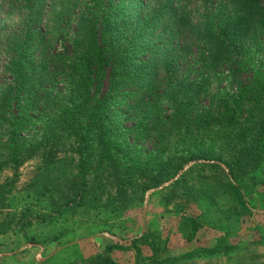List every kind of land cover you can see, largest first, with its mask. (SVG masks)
I'll return each mask as SVG.
<instances>
[{
    "label": "trees",
    "instance_id": "trees-1",
    "mask_svg": "<svg viewBox=\"0 0 264 264\" xmlns=\"http://www.w3.org/2000/svg\"><path fill=\"white\" fill-rule=\"evenodd\" d=\"M12 2L21 27L0 40L9 76L0 87V149L14 166L43 150L28 185L34 194L57 191L61 204L74 205L99 198V172L92 184L86 178L88 136L103 144L125 136L127 120L134 134L160 139L158 153L180 145L178 156L155 157L163 160L144 189L168 179L161 170L175 174L192 161L173 181L190 199L222 194L248 209L264 194V0ZM36 121L43 126L34 129ZM67 151L78 157L72 174ZM193 168L207 174L190 179ZM6 193L0 183V209ZM182 225L199 228L192 215ZM113 247L126 248L111 242L105 250ZM84 262L121 264L102 254Z\"/></svg>",
    "mask_w": 264,
    "mask_h": 264
},
{
    "label": "rangeland",
    "instance_id": "rangeland-1",
    "mask_svg": "<svg viewBox=\"0 0 264 264\" xmlns=\"http://www.w3.org/2000/svg\"><path fill=\"white\" fill-rule=\"evenodd\" d=\"M12 3L0 0L2 44L4 33L21 27L20 13ZM63 29L72 31L74 19H69ZM5 60L2 50L0 87L9 80L1 70ZM133 122H122L128 133L110 135L105 144L93 134L88 136L86 178L92 184L99 172L104 186L98 192L99 198L89 203L61 204L57 191L33 193L28 185L43 162L42 149L19 166L6 159L0 149V183L7 189L5 207L0 209V264H65L69 260L85 264V259L97 254L121 264H143L140 258L144 255L154 258V264H264V194L254 196L255 205L248 209L228 201L222 194L215 201L200 193L190 199L173 186V181L192 161L175 174L171 168L161 170L168 179L144 189L146 183L142 182L159 171L155 157L160 154L164 159L173 153L178 156L180 145L171 144L158 153L160 139L147 138L141 128L134 134ZM42 126L36 121L33 128ZM67 152L66 170L72 174L78 157ZM223 156L217 151L221 167L225 166ZM261 167L264 174V163ZM205 174L206 168H193L188 178ZM90 196L91 193L86 198ZM185 215L195 217V226L199 228L193 233L191 225L181 227ZM142 234L144 243L133 247L131 240ZM111 242L126 248L106 251L105 246Z\"/></svg>",
    "mask_w": 264,
    "mask_h": 264
}]
</instances>
